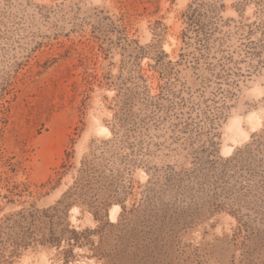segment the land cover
Wrapping results in <instances>:
<instances>
[{
  "label": "rangeland",
  "instance_id": "rangeland-1",
  "mask_svg": "<svg viewBox=\"0 0 264 264\" xmlns=\"http://www.w3.org/2000/svg\"><path fill=\"white\" fill-rule=\"evenodd\" d=\"M112 126L121 204L17 216ZM0 264H264V0H0Z\"/></svg>",
  "mask_w": 264,
  "mask_h": 264
},
{
  "label": "trees",
  "instance_id": "trees-1",
  "mask_svg": "<svg viewBox=\"0 0 264 264\" xmlns=\"http://www.w3.org/2000/svg\"><path fill=\"white\" fill-rule=\"evenodd\" d=\"M157 97H152V99H157ZM110 131L113 137L107 141L100 142L98 145V148L100 147L101 149L102 156L100 155L98 157L95 152L92 151L82 157L73 183L63 193L62 197L57 201L55 206L41 210L35 208L22 210L17 213V216L21 217L23 220L29 219L32 224H42L48 222L49 220L52 221L53 216L51 213H57L59 207H62V209L66 211L68 207L76 204L89 209L96 218H102L103 214L111 204L120 203L115 195V191L119 175L125 170L115 171L113 168L116 157H111V153L108 156L106 155V153H109L110 148H106V153H104V148H102L111 147V145H113L116 141L115 139L118 132H116L114 126L110 127ZM257 135L258 134H254L251 136L253 141L248 146L255 143L254 139ZM123 176L124 174L120 177L122 178ZM121 207L124 209L122 205ZM66 233L69 234V237L65 235ZM82 233L83 232L79 233L75 230L67 229L55 236L52 231H49V237H40L39 242L42 244L58 245L61 238H64L67 242H69V239L74 238V242L77 244L82 236ZM71 236L73 237L71 238Z\"/></svg>",
  "mask_w": 264,
  "mask_h": 264
}]
</instances>
